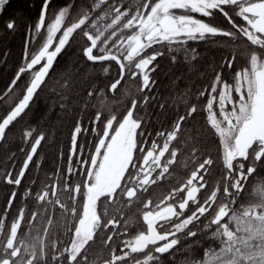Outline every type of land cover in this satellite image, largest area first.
<instances>
[{"label": "snow or ice", "instance_id": "snow-or-ice-1", "mask_svg": "<svg viewBox=\"0 0 264 264\" xmlns=\"http://www.w3.org/2000/svg\"><path fill=\"white\" fill-rule=\"evenodd\" d=\"M9 6L10 0H0V42L21 33L25 38L22 63L0 95L8 105L0 116V142H8L15 124L46 89L44 99L66 114L87 110L94 93L105 88L117 92L122 81H137L139 95L123 111L96 110L87 122L75 119L61 189L69 193L70 205L58 197L61 177L54 173L49 178L53 183L35 193L38 208L30 211L27 202L37 184L33 180L19 194L25 204L5 231L18 196L17 191L9 193L0 214V264H175L177 251L186 245L194 253L203 248L201 240L215 241L217 247L205 250L206 259L193 256L185 264H264V0H22L21 9L5 19ZM217 17L230 30L218 26ZM241 38L251 48L250 68L235 71L230 84L222 71L233 69L237 54L231 53L214 69L213 80L198 97L185 104L182 113L169 117V128L153 136L150 118L140 113L156 99L150 93L158 58L165 56L161 49L171 54V62L181 54L185 61H195L197 52L189 42ZM77 49L83 61L79 68V60L71 68L67 62L60 64L62 55ZM110 67L117 72L114 82L109 78V83L97 84L94 70L108 76ZM201 97L206 100L204 127L195 123L201 115L197 107ZM159 107L164 110L166 105ZM208 133L218 138L222 149L221 179L212 186L206 179L215 164L205 150ZM29 138L33 141L29 149H21L23 164L15 175L6 172V185L19 188L30 165L39 166L34 157L45 135L34 137L33 130L25 131L23 139ZM184 148H189L197 166L183 183L154 202L151 189L171 176ZM74 157L79 159L73 161ZM73 173L82 176L79 183L70 184ZM250 180L257 181L252 193ZM247 195L253 199L240 203ZM122 200L128 207L142 204L145 230L135 235L128 231L133 225L123 215ZM56 205L68 239L48 242L50 230L57 226ZM38 217L46 218L42 235L35 227ZM98 242L108 255L90 260L89 250Z\"/></svg>", "mask_w": 264, "mask_h": 264}, {"label": "trees", "instance_id": "trees-1", "mask_svg": "<svg viewBox=\"0 0 264 264\" xmlns=\"http://www.w3.org/2000/svg\"><path fill=\"white\" fill-rule=\"evenodd\" d=\"M39 3V0H35ZM59 2V0H58ZM70 2V0H68ZM22 0H10V6L7 7L4 18L12 16L14 13L21 9ZM35 10H33V13ZM232 14V13H230ZM34 18V17H33ZM234 19H239L234 16ZM103 23V22H101ZM215 23L218 26L230 30V26L222 17H217ZM24 34H17L15 37H10L8 41L0 42V95L6 90L7 84L10 83L13 77V72L17 65L22 63V43ZM32 45H30V48ZM155 47V46H154ZM188 47L195 49L197 52V59L195 61H185L183 55L177 56L176 62H171V54L166 49L164 58H158L160 67L153 74L156 81L154 87L151 90L150 95L156 99L150 102L149 106L145 108L144 112L140 115L144 116L147 113L150 118V122L153 127L151 131L153 136L155 132L164 131L169 128V117L176 112H183L184 106L187 103H191L193 99L198 97V91L202 90L205 86L211 83L214 77V69L218 70L220 66L224 64L225 59L231 58V53L237 54V59L233 64V69L223 68L222 75L229 83H233V75L235 71H240L242 68L250 67V59L247 55L251 48L246 38H241L236 41L228 39H216L215 41L208 42H189ZM7 53V55H5ZM5 60L7 64L5 65ZM80 61V64H76L79 68L83 61L79 56V49L75 53L70 52L68 56L60 58L59 62L64 65L66 62L69 68L73 63ZM108 66V65H105ZM89 72H93V69L89 68ZM94 75L98 78L97 84L103 82L109 83V78H113L111 82H114V78L117 76L115 67H110L108 76L99 69L94 70ZM123 87H119V91L112 92L107 88L103 92L94 93L93 97L89 100V108L83 112H77L73 114H66L59 110L58 107L52 106L50 102H47L44 97L47 95L48 90L41 94V99L37 100L35 104L31 106V111L24 117L19 123L15 124L12 132L8 134V142L2 143L0 146V214L6 207V200L8 195L12 191H17L18 196L14 202L13 208L10 210L11 215L5 225V231L10 224L12 218L15 217L17 209L24 206L25 201L19 195L25 190V187L32 186V181L36 180L37 184L33 187V197L27 202V207L30 211H35L38 208V202L34 199L35 193L43 188L45 184H51L53 181L49 179L53 177L54 173H57L60 177V185L57 188V195L62 203L71 204L69 200V193L62 191L64 187V178L67 177L68 160L70 154V136L72 132V126L75 119L83 117V120L87 122L93 116V112L96 110H102L107 112L109 108L113 112L123 111L127 106L128 101L132 98H136L139 88V83L134 80L122 81ZM23 88L21 83L20 89ZM20 89H17L19 95ZM200 103L197 104L198 110L201 111V115L196 117L195 123L198 126L204 127L207 119L206 100L202 97L199 98ZM165 104L166 108L162 110L159 105ZM8 105L0 101V116L5 115V110ZM163 112V114H161ZM28 130H33V136H38L40 133L45 135V141L41 142V147L38 148L37 156L34 157V161L38 167L30 165L28 172H26L25 178L22 181V185L19 188H15L12 185H6L5 174L7 171H11L15 175L23 164L25 154L21 149L27 151L32 141L31 138L26 142L23 139V133ZM91 140V137H88ZM217 139L208 133L205 137L206 151L210 154L215 161L214 166L210 169L211 175L207 176L209 186L214 185L221 179L222 168V149L217 144ZM84 143L83 140L80 141ZM87 151V149H86ZM63 153V156H61ZM14 154V158H13ZM73 161L76 158H72ZM197 165L193 162V157L190 155L189 148H184L182 154H178L177 164L171 169V176L165 181L158 183L150 191V198L154 202H158L161 198L166 196L170 189L179 186L189 176L191 171L195 169ZM82 176H76L73 173L70 184L79 183ZM256 180H250L248 185V192L252 193V187L256 183ZM50 199H53L50 195ZM253 197L251 195L245 196L244 200L240 203L247 204ZM77 207L79 208V199L77 198ZM124 205L123 215L130 218L132 221V227L128 231L135 235L139 230H145L142 220V204L135 203L131 207H128L125 201H121ZM49 212L52 213V206H48ZM239 208V204L237 205ZM113 210L110 208L109 213L112 214ZM28 212H26V219ZM54 221L57 222V226L52 228L49 232V241L59 238V240H67L68 237L63 233V228L60 227V209L59 205L55 206V212L53 215ZM36 223V229H39V234H43V228L46 225V218L38 217ZM22 229L27 231L22 225ZM38 233L34 230L33 235ZM130 237H125L128 239ZM119 243V242H118ZM203 248L197 249L194 253L187 250L185 245L179 251L175 253V264H185L186 259H190L194 256L197 260H203L205 256V250L216 248L217 242L201 240ZM115 247V245H114ZM108 255L106 248L102 247L99 242L93 245L89 250V259L101 261L103 257Z\"/></svg>", "mask_w": 264, "mask_h": 264}, {"label": "rangeland", "instance_id": "rangeland-1", "mask_svg": "<svg viewBox=\"0 0 264 264\" xmlns=\"http://www.w3.org/2000/svg\"><path fill=\"white\" fill-rule=\"evenodd\" d=\"M250 68V67H249ZM234 83V82H233ZM230 84H232V83H230ZM233 95H236L235 93H233ZM218 118H219V116H218ZM76 158V160L77 159H79V157H75ZM73 166H75V164H73ZM77 202V201H76Z\"/></svg>", "mask_w": 264, "mask_h": 264}, {"label": "water", "instance_id": "water-1", "mask_svg": "<svg viewBox=\"0 0 264 264\" xmlns=\"http://www.w3.org/2000/svg\"><path fill=\"white\" fill-rule=\"evenodd\" d=\"M0 144H1V142H0ZM39 150V149H38Z\"/></svg>", "mask_w": 264, "mask_h": 264}]
</instances>
